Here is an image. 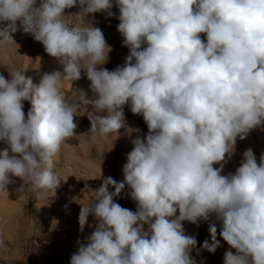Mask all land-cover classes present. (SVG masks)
<instances>
[{
	"label": "clouds",
	"instance_id": "obj_1",
	"mask_svg": "<svg viewBox=\"0 0 264 264\" xmlns=\"http://www.w3.org/2000/svg\"><path fill=\"white\" fill-rule=\"evenodd\" d=\"M0 0V51L25 33L55 58L59 70L39 84L12 68L0 75V191L18 177L17 191L48 199L61 183L55 159L77 139L75 117L87 112V143L115 134L135 138L123 166L124 180L103 178L81 204L79 231L92 216V231L77 239L70 264H197L196 250L230 247L223 264H264V152L241 154L225 166L238 140L264 130V0ZM76 16L116 18L124 63L113 70L102 30L69 24ZM115 7L117 12H113ZM18 46V45H17ZM90 81L88 92L62 91L63 82ZM31 104L25 114L24 102ZM91 111H88V107ZM125 107L143 118L147 133L130 126ZM101 177V175H100ZM127 185L132 211L116 198ZM114 188V191L109 189ZM51 194V195H50ZM209 224L211 243L197 249L184 222ZM147 225V229L145 226ZM6 247L0 239V248ZM233 249L235 252H233Z\"/></svg>",
	"mask_w": 264,
	"mask_h": 264
},
{
	"label": "rangeland",
	"instance_id": "obj_2",
	"mask_svg": "<svg viewBox=\"0 0 264 264\" xmlns=\"http://www.w3.org/2000/svg\"><path fill=\"white\" fill-rule=\"evenodd\" d=\"M36 6H39V0ZM112 11L117 12V9L113 7ZM79 12V5L66 9V21L76 26L99 27L111 47L108 62L101 67L113 70L123 64L129 50L122 46V37L117 31L119 21L108 17L106 13L76 16ZM17 26L18 31L10 34L15 44L10 43L7 52L0 51V75L10 79L8 71L17 68L26 77H31L34 84H39L43 73L59 70L60 66L55 58L45 52L43 45L34 39L32 33L23 31L19 21ZM89 84L90 81L82 73V78L72 85L70 82H63L62 91L75 95L74 91L83 89L90 97ZM30 108L31 104L25 101V114ZM88 111H91L90 106ZM77 115L76 133L80 136L67 141L69 145L55 159L61 183L49 200H34L31 191H27V186L24 191H17L23 183L18 177H11L15 182L7 186V191H0V239L6 245L0 248V264H70L71 255L76 251L77 239L89 235L93 230L89 225L95 223L93 217L89 216L83 233L79 231L81 204L86 205L93 198L92 190L100 187L103 178L111 176L117 182L124 180L123 166L126 163V154L133 147L131 140L135 138V134L131 137L125 136L121 129L118 138L113 134L90 146L87 139L91 123L87 112H79ZM125 116L130 126L139 127L143 133H147V125L141 116L133 115L127 107ZM6 146L0 141V150ZM247 148H252L257 157L264 152V130H253L246 139L237 141L236 154L225 166V172L235 170L241 154ZM109 190L114 191V188L110 187ZM129 191L126 185L116 202L135 211L136 204L128 195ZM211 223H216L214 217H210L207 222H201L199 226L184 222L186 233L197 238V249L205 239L211 243L208 230ZM145 228L147 229V225ZM217 239L221 246L215 253L202 249L199 254L196 250L191 253L197 264H223L224 254L230 246L219 236V226Z\"/></svg>",
	"mask_w": 264,
	"mask_h": 264
}]
</instances>
